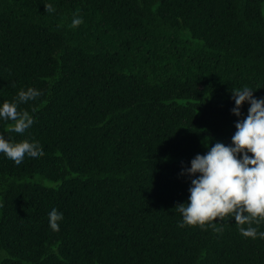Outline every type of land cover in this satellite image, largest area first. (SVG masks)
Returning <instances> with one entry per match:
<instances>
[{
  "label": "trees",
  "instance_id": "obj_1",
  "mask_svg": "<svg viewBox=\"0 0 264 264\" xmlns=\"http://www.w3.org/2000/svg\"><path fill=\"white\" fill-rule=\"evenodd\" d=\"M245 86L264 98V0H0V103L43 97L18 106L27 136L0 135L44 152L0 154L3 264H264L231 216L181 228L175 210L205 142L231 143Z\"/></svg>",
  "mask_w": 264,
  "mask_h": 264
},
{
  "label": "clouds",
  "instance_id": "obj_2",
  "mask_svg": "<svg viewBox=\"0 0 264 264\" xmlns=\"http://www.w3.org/2000/svg\"><path fill=\"white\" fill-rule=\"evenodd\" d=\"M54 14L55 9L46 6V15ZM82 23V17H75L72 26L75 28ZM253 93L247 86L232 91L235 107L231 112L240 119L235 124L231 143L225 145L217 141L209 146L205 142L206 153L197 154L190 161V167L181 172L189 177L190 187L187 202L175 208L182 217L178 227H215L213 221L231 216L240 226L243 237L264 240V231L252 226L264 221V98L257 99ZM42 100L37 91L20 90L13 102L0 103V121L12 122L9 132L25 137L36 121L27 112H19L18 106L37 105ZM245 103L250 107L247 115L241 118ZM0 154L20 168L26 161L39 160L44 152L39 144L17 145L0 135ZM48 219L50 229L59 231L63 213L53 208ZM3 258L4 254L0 253V264Z\"/></svg>",
  "mask_w": 264,
  "mask_h": 264
}]
</instances>
